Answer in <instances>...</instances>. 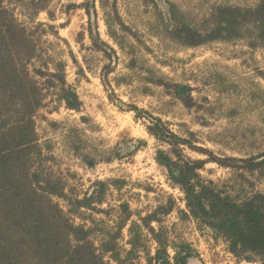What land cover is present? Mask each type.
<instances>
[{"label": "rangeland", "instance_id": "rangeland-1", "mask_svg": "<svg viewBox=\"0 0 264 264\" xmlns=\"http://www.w3.org/2000/svg\"><path fill=\"white\" fill-rule=\"evenodd\" d=\"M99 1L94 0L93 24L100 39L115 50L114 64L90 37V22L82 7L87 0H51L48 9L53 19L41 11L34 22L22 3L4 0L21 24L41 23L37 34L43 51L49 61L64 63L66 82L80 100L79 110L69 109L50 92L36 115L42 168L63 179L79 197L95 181L108 182L105 202L98 206L108 212L86 211L104 227L114 225L122 202L128 203L132 219L166 205L169 199L186 210L183 192L156 160L158 150L173 156L171 146L148 132L147 114L159 117L172 132L188 140V145L180 146L182 155L234 159L230 166L207 161L199 171L220 191L234 199L264 193V49L249 46L245 39L185 47L159 32L152 5L141 0H103L101 7ZM155 1L163 10L166 1L174 2L199 21L215 3L253 5L257 0ZM71 4L75 6L69 8ZM106 17L123 48L108 34ZM132 56L136 61L130 67ZM49 67L53 69L51 63ZM157 75L189 85L195 104L188 108L164 87L147 80ZM133 106L144 112L136 114ZM73 128V134L85 143L87 157L94 160L93 166L68 147L66 135ZM139 140L144 142L132 150ZM246 159L257 166L251 168ZM54 199L67 210L64 199ZM162 221L170 256L174 246L187 242L197 261L194 264H261L237 259L221 236L192 218L182 219L176 209L162 216ZM127 238L126 226L120 241L124 247ZM149 245L153 253L155 244L150 241Z\"/></svg>", "mask_w": 264, "mask_h": 264}, {"label": "trees", "instance_id": "trees-1", "mask_svg": "<svg viewBox=\"0 0 264 264\" xmlns=\"http://www.w3.org/2000/svg\"><path fill=\"white\" fill-rule=\"evenodd\" d=\"M16 1L28 9L27 17L32 22L41 11L53 19L48 9L51 0ZM141 1L152 5L159 32L182 46L245 39L249 46L264 49V0L253 5L215 3L199 21H194L174 2L166 1L163 10L155 0ZM99 2L101 7L105 6L103 0ZM82 7L88 15L94 46L114 64L115 50L100 39L93 24L94 0H87ZM105 24L110 37L123 48L107 17ZM39 26L40 22L32 27L21 24L4 0H0V264L197 263L187 242L174 246L172 256L168 252L170 241L162 216L174 209L182 219L192 218L199 226L221 236L237 259L264 264V193L254 192L234 199L212 181L204 180L199 171L207 161L230 166L229 161L234 159H190L182 155L180 146L188 145V140L172 132L159 117L145 113L149 120L146 128L156 139L171 146L173 156L158 150L156 160L183 192L186 210L176 207L174 200L169 199L166 205L132 219L128 203L122 202L114 225L104 227L86 211L108 212L98 207L105 202L108 182L95 181L79 197L72 194L74 189L67 187L63 179L42 168L36 115L45 106L50 92L69 109L79 110L80 100L66 82L64 63L49 61V55L43 51L37 34ZM53 32L57 34L56 30ZM128 52L131 54L132 49ZM135 61L130 57L129 66L133 67ZM147 80L164 87L186 107L195 104L189 85L170 82L163 75ZM132 109L139 115L144 112L135 106ZM75 130L70 129L66 135L67 145L93 166L95 162L87 157L85 143L73 134ZM141 142L144 141L134 143L132 150ZM246 162L251 168L257 166L251 159ZM55 197L66 201L67 210ZM153 223L157 224L156 228ZM126 226L128 246L124 247L120 241ZM150 241L155 244L153 253Z\"/></svg>", "mask_w": 264, "mask_h": 264}]
</instances>
